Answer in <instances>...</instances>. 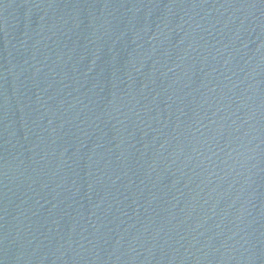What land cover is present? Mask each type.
<instances>
[{"label":"water","instance_id":"1","mask_svg":"<svg viewBox=\"0 0 264 264\" xmlns=\"http://www.w3.org/2000/svg\"><path fill=\"white\" fill-rule=\"evenodd\" d=\"M0 264H264V0H0Z\"/></svg>","mask_w":264,"mask_h":264}]
</instances>
